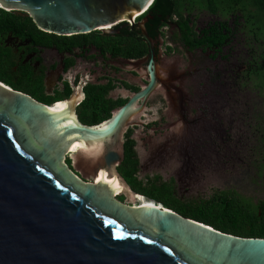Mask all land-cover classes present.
I'll return each instance as SVG.
<instances>
[{"label": "water", "instance_id": "95a60500", "mask_svg": "<svg viewBox=\"0 0 264 264\" xmlns=\"http://www.w3.org/2000/svg\"><path fill=\"white\" fill-rule=\"evenodd\" d=\"M154 1L0 0V6L25 13L43 31L76 35L119 33L113 25L134 23ZM147 21L140 25L153 46ZM148 69L145 88L95 125L79 118L84 99L49 106L0 82V264H264V238L223 232L152 204L119 172L126 132L164 85L166 69L154 59Z\"/></svg>", "mask_w": 264, "mask_h": 264}, {"label": "rangeland", "instance_id": "374dc122", "mask_svg": "<svg viewBox=\"0 0 264 264\" xmlns=\"http://www.w3.org/2000/svg\"><path fill=\"white\" fill-rule=\"evenodd\" d=\"M194 13L199 26L216 18L208 10ZM248 28L243 25L217 57L215 51L184 45L176 25L166 28L162 56L178 76L180 91L173 89L170 101L159 88L130 125L140 178H175L185 200L224 190L255 203L264 200V94L257 78L245 71L255 43Z\"/></svg>", "mask_w": 264, "mask_h": 264}, {"label": "trees", "instance_id": "16d2710c", "mask_svg": "<svg viewBox=\"0 0 264 264\" xmlns=\"http://www.w3.org/2000/svg\"><path fill=\"white\" fill-rule=\"evenodd\" d=\"M208 10L216 18L204 26H199L195 11ZM149 14L153 17L147 23L152 37H157L158 29L166 21L175 20L181 30V38L191 49L204 48L216 52L214 57L223 52L226 45L231 44L242 26L249 27L255 43L250 44L246 72L260 82L264 94V0H155ZM28 24L25 17L16 15L0 7V81L7 80L1 74L9 69L3 37L9 33L22 34V28ZM244 30V29H243ZM132 46L125 48L114 46L113 53L127 58L142 57L146 50H136ZM245 75V74H244ZM7 85V84H6ZM49 106L60 99H39ZM127 99H84L79 105V118L87 125H95L111 117L116 106L123 105ZM133 129L126 133L124 160L118 170L133 190L162 203L184 217L201 221L223 232L243 237L264 238V200L257 203L241 196L235 191L224 190L215 192L210 198L185 200L177 193L175 178L164 180L159 174L140 178V159L135 148L136 141L132 138ZM72 165V160L67 159ZM124 197H121V200Z\"/></svg>", "mask_w": 264, "mask_h": 264}, {"label": "flooded vegetation", "instance_id": "af4514ba", "mask_svg": "<svg viewBox=\"0 0 264 264\" xmlns=\"http://www.w3.org/2000/svg\"><path fill=\"white\" fill-rule=\"evenodd\" d=\"M8 11L25 17L28 22L27 26L22 28V34L11 32L3 37V43L7 47L5 51H9L10 55L6 57L9 69L6 75L1 74L8 79V82L7 80L2 82L13 90L26 93L38 101L39 99H60V101L127 99L128 101L150 82L148 66L154 59L155 63L166 69V73L162 74L164 85L160 88L165 91L168 99H173V89L180 91L176 85L178 76H174L166 68L162 56L163 38L169 25L177 26L179 39L186 45L174 19L167 20L166 24L158 29L157 37H153L157 42L151 46L144 37L140 25L146 17L147 26L150 18L153 17L149 13L141 16L134 23L120 22L113 25V29L119 30V33H104L96 30L86 34L58 35L41 30L25 13L22 15L18 10ZM130 41H133L136 50L138 48L146 50L142 57L127 58L113 53L114 46L122 48L132 46ZM82 62H87L89 67L84 66ZM128 66L130 71L127 69ZM245 67L247 68L246 64ZM157 90L150 94L147 107L151 99H156ZM79 107H77L78 115ZM121 197L124 199L121 200ZM118 200L125 202V196H118Z\"/></svg>", "mask_w": 264, "mask_h": 264}, {"label": "bare ground", "instance_id": "6f19581e", "mask_svg": "<svg viewBox=\"0 0 264 264\" xmlns=\"http://www.w3.org/2000/svg\"><path fill=\"white\" fill-rule=\"evenodd\" d=\"M58 103H60V102H58ZM58 103H56V104H58ZM52 105H54V103ZM149 200L152 202V204H155L154 201H152L151 199H149Z\"/></svg>", "mask_w": 264, "mask_h": 264}, {"label": "clouds", "instance_id": "9594fccd", "mask_svg": "<svg viewBox=\"0 0 264 264\" xmlns=\"http://www.w3.org/2000/svg\"><path fill=\"white\" fill-rule=\"evenodd\" d=\"M58 103V102H57Z\"/></svg>", "mask_w": 264, "mask_h": 264}]
</instances>
